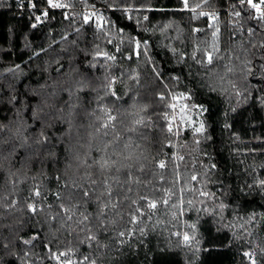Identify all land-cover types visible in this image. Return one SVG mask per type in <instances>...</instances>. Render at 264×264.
<instances>
[{
  "label": "trees",
  "instance_id": "obj_1",
  "mask_svg": "<svg viewBox=\"0 0 264 264\" xmlns=\"http://www.w3.org/2000/svg\"><path fill=\"white\" fill-rule=\"evenodd\" d=\"M32 2L36 8L29 6V0H22L23 6L21 0H0V124L5 126L0 138L11 140V144H4L3 155L7 156L13 145L18 147L24 136L32 144L20 150V155L28 152L30 160L10 157L0 161V225L4 226L0 228V244H8L7 249L0 247L3 264H57L48 258L44 244L56 252L74 249V262L88 255L96 264H251L243 253L252 251L256 264H264V188L258 185L264 179V49L251 46L264 41V22L252 19L258 13L237 0H210L203 6V11L219 13L218 21L198 16L201 9L196 13L178 10L183 8L181 0H61L69 5L62 9H48L46 0ZM200 2L189 0V6ZM93 5L104 10L107 22L102 32L94 23L85 25L80 14L81 8ZM126 8L173 11L125 13L122 10ZM43 10H48L49 16L37 22L35 16ZM236 11L241 16H235ZM65 14L69 19L64 18ZM129 15L132 19L127 18ZM144 16L149 19L145 21ZM209 23L219 28L218 45L224 56L211 67L190 58L197 45L204 47L202 40L211 41L214 29L208 27ZM253 26L258 31L249 36L247 30ZM194 28L204 31L193 33ZM134 39L147 41L141 44L144 51L139 57L132 54ZM97 45L116 59L94 60ZM130 55L132 59L127 58ZM247 60L252 61V73L246 76ZM89 61L96 66L87 67ZM225 64L233 71L227 72ZM153 66L164 74L173 91L195 93L193 100L208 109L201 117L206 131L198 137L199 145L194 143L190 130L182 134L180 150L184 159L176 163L170 159L173 147H163L167 133L159 127L142 129L148 139L142 141L135 155L143 152L139 162L149 174L125 193L129 198L126 203L144 194L154 199L162 197L163 191L153 194L155 187L171 188L170 204L158 205L151 219L144 218L138 225L127 223L128 207L110 210L107 232L94 229L99 246L94 243L88 247L80 243L85 234L75 220L63 228L59 220L50 226L45 223L49 213L60 211L52 194L56 191L53 177L61 175L64 180L81 182L84 170H77L76 157L83 158L86 153L95 157L103 142L114 139L117 132L122 137L127 135L119 125L115 132L107 130V137L103 129L96 131L100 121L89 116L86 109H97L96 114L104 118L98 110L99 97H104L100 104H108L114 115L119 111L118 120L125 124L137 118L136 114L158 111L155 94L161 86ZM137 75L139 82L132 79ZM171 76L181 79L170 81ZM82 79L87 80V87L78 93L77 100V94L69 96L67 90L78 87ZM110 80L116 81L112 87L121 100L105 96L104 86ZM72 104L77 106L71 108ZM144 105H148L147 112H141ZM33 112H38L39 121L33 120ZM152 119L155 121V116ZM45 123L44 131L52 139L48 146L41 147L33 140ZM21 126V134L16 136ZM161 159L166 160L164 169L157 167ZM213 164L215 168H211ZM176 165L181 179L174 185ZM194 174L196 181L191 180ZM120 180H124L123 175ZM144 184H148L147 189ZM34 186H41L47 195V201L38 204L44 211L35 216L26 209V203L32 202L26 198ZM112 187L123 190L114 181ZM200 191L214 195L201 196ZM10 201L16 202L15 208L7 207ZM172 203L177 206L172 207ZM48 204L53 207L49 209ZM89 211L94 212L95 205ZM253 213L255 219H250ZM140 227L146 235L142 237L136 231L131 238H123L125 243L118 242L117 232ZM35 232L40 239L34 246L18 243V237L27 239ZM183 233L195 235L201 250H195V241L191 247L185 246Z\"/></svg>",
  "mask_w": 264,
  "mask_h": 264
},
{
  "label": "snow or ice",
  "instance_id": "obj_2",
  "mask_svg": "<svg viewBox=\"0 0 264 264\" xmlns=\"http://www.w3.org/2000/svg\"><path fill=\"white\" fill-rule=\"evenodd\" d=\"M183 4L182 9L178 10H188L193 13H196L197 9H201L198 12V16L207 17L209 21H218L219 16L215 11L207 12L203 11V6L210 3V0H201L200 3H196L194 7L189 6V0H181ZM237 2L241 6H247L250 9H254L258 15H253L252 19L264 22V0H237ZM48 9H62L67 8L69 5L61 2V0H46ZM21 6L22 0H21ZM29 6L32 8H36V3H33L32 0H29ZM95 7L94 5L92 6ZM231 7L235 9L236 5L232 4ZM125 13L130 11H173V9L167 8H137V9H123ZM42 16L48 17L49 11L44 10L41 13ZM41 15L35 16V20L37 22L41 21ZM234 15L239 17L241 16V12L236 11ZM93 17L95 19L93 20ZM65 19H69V16L65 14ZM128 19H132V16H127ZM143 19L147 21L149 19L148 16H144ZM106 18L98 13L92 12L88 15H84L83 23L85 25L94 23L95 27L98 31L104 30V25L106 23ZM33 28L36 27V24L32 25ZM209 28H213V32L211 34V41L205 39L202 40L201 43L204 47H200L197 45L193 54L191 55V59L199 64L206 65L211 67L217 61H222L224 56L221 53V49L218 45V33L219 28L215 26L213 23H209ZM79 31V29H77ZM122 31V30H121ZM193 33H200L204 31L201 28H194ZM258 29L256 27H249L247 32L249 36H253L256 34ZM235 35V34H234ZM62 39H66V37H62ZM75 43V41H73ZM111 43V41H109ZM134 47L132 48V54L136 57H139L143 54L144 49L141 48V44H147V41L141 40H133ZM251 43V42H250ZM252 47H256L258 49H264V41L259 42V44L252 43ZM116 51H120V48L117 47ZM173 51H175L173 49ZM197 53L199 55H197ZM99 57H103L106 60H115L116 57L107 53L102 52L99 48V45L96 46V53L93 59H97ZM128 59H132L130 55L127 57ZM239 59V57H237ZM262 59H264V54H262ZM96 64L89 61L87 67L92 68L95 67ZM17 68L19 65L16 66ZM227 69V72H232L233 68L228 67V65H224ZM264 67V64L261 65ZM245 69L246 76L252 73V61H245ZM12 71V69H9ZM59 71V69H58ZM156 80L160 84V91L157 92L156 102L158 105V111H154L148 115H137V118L132 119L128 124H125L124 120H118V115H120L117 110V114H113V108H110L108 104H100V101L104 100V97H99L97 100L98 110L103 113V117L98 116L97 109H93L86 112L89 116H95L99 122L96 127V131L100 132L102 129L104 130L103 135L107 137L109 132L107 130L111 129L112 131H116L117 126L119 125L124 129V132L127 133L125 137H122L118 132L115 135L114 139L111 141H104L103 147L97 149V155L95 157L91 156L90 153H86L83 158L76 157L77 160V170H84L83 176L79 178L81 182H78L77 179L72 180H64L61 175H55L53 179L56 182V191L53 194L54 199L58 202L57 207L60 211H58L55 215L49 213L48 219L45 223H48L49 226L51 223L60 221V227L63 228L66 225H70L73 220L77 223L80 231L85 234V238L80 241L82 244H87L88 247H92L95 243L98 245V233L94 231L97 227L101 233H106L108 230V215L110 210H115L120 207H128L129 208V220L127 223L138 225L142 222V219H151V216L154 214V211L157 209L158 205L163 204L165 206L170 204L171 196L173 195L171 188H155L154 191H163L164 195L158 199H154L147 194L141 195L139 200H131L130 204L126 203L128 201V197L125 194L126 192L132 191V185H140L142 183V177L147 176L149 172L146 170L144 164L140 163V156L143 155L141 151L140 156L135 155V151L141 148V143L144 140L148 139V133L142 131V129L159 127L161 131L167 133V143L163 144V147H173L172 145V137L179 138L185 131L190 130L194 137V143L196 145L200 144L199 136H202L206 131V126L204 121L201 119L203 114L208 111L207 108L204 107L203 104L196 103L193 100V93L190 90L187 91H173L169 84L164 80V74L159 71L155 66L152 69ZM132 79L139 82V76H134ZM180 76H171L169 77L170 81H180ZM116 83L115 80H110L107 85L104 87L107 89L105 91V96L113 97L116 101L121 100L122 97L117 95L116 91L112 87ZM87 87V80L82 79L78 81V87L75 89H68L69 96L75 92L77 94V100L80 99L78 93L84 91ZM235 87V84H233ZM239 94V93H237ZM56 95V93H53ZM15 101V97L12 98ZM112 101H110L111 103ZM68 103V102H64ZM77 105H70L71 108H75ZM136 103L133 101L132 107H135ZM148 105H144L141 108V112H147ZM59 111L63 112V108ZM128 115H132L128 113ZM155 116V121H153L152 117ZM33 120L39 121L40 116L38 112H33ZM47 127V124H43L40 130L35 133V139L33 140V144L44 147L48 146L51 141V136H49L44 128ZM21 128H17L15 135L20 136ZM5 130V126L0 124V132ZM5 143L11 144V140H5L0 138V161H7L10 157H16L19 160L28 161L31 159V156L28 152H24L23 155H20V150L25 148H31L32 144L28 143L27 136H24L19 144V146L13 145L9 151L8 155H3V146ZM54 147V145H51ZM159 155V153H158ZM166 155V154H165ZM170 159H175L172 157ZM179 160L183 161L184 157L179 156ZM2 166V165H0ZM166 160L161 159L157 161V167L159 169L166 168ZM71 167V165H69ZM216 165H211V168H215ZM174 175L176 177L174 181V185L178 184L181 179V174L179 172V165L173 169ZM139 173V175H137ZM120 175L124 176V180H120ZM154 175V173H153ZM198 179L197 175H192L191 180L196 181ZM112 181H114L118 187L123 189L122 191H117L112 187ZM164 181V177H160L161 184ZM173 185V186H174ZM258 185L264 188V179L258 181ZM144 187L147 189L148 184H144ZM182 191L184 189H181ZM201 196H212L213 193L200 191ZM26 200H30L32 202L26 203V209L33 216L44 211L42 207H39L38 204H43L47 201V195L43 193L41 190V186H34L30 191ZM67 202V205L66 203ZM142 202V203H141ZM183 204V200L180 201ZM191 205V201L187 202ZM95 205V211L90 212L89 208ZM2 206V205H0ZM172 207H176L175 203L171 204ZM9 209H13L16 207L15 201H10L7 205ZM47 207L51 209L53 207L52 204H48ZM221 208L224 207L223 204L220 205ZM148 210V211H146ZM31 219V217H29ZM250 219H255V213L252 214ZM114 223V221H111ZM4 227L0 225V228ZM190 227H195V225H191ZM139 231L140 235L143 237L146 235L145 229L140 228H127L126 230L119 231L116 235L120 238L119 243H125L123 239L125 236L131 238L135 235V232ZM40 239L39 233L35 232L27 239L23 237H18V243H22L23 245H33L34 242ZM195 241L196 251H200V240L193 236H189L188 233H184L183 235V243L185 246L191 247ZM99 246V245H98ZM0 247L5 249L8 248L7 243L0 244ZM44 247L47 249L48 258L55 260L57 264H96L95 260H90L88 255H84L82 259L78 262H74L71 259V255L74 254V249L68 248L65 251L56 252L53 251L48 244H44ZM205 251L207 249H204ZM23 255H28V253H24ZM243 255L251 261V264H256V260L253 259V254L245 251ZM63 257V259H62ZM4 257L0 256V264H3Z\"/></svg>",
  "mask_w": 264,
  "mask_h": 264
},
{
  "label": "rangeland",
  "instance_id": "obj_3",
  "mask_svg": "<svg viewBox=\"0 0 264 264\" xmlns=\"http://www.w3.org/2000/svg\"><path fill=\"white\" fill-rule=\"evenodd\" d=\"M182 136V135H181ZM181 136L179 138L177 137H173V141H172V145H173V149H172V157H175V162L179 163L181 160L178 159L179 156H183V152L180 150L181 149ZM184 235V233L182 234V236ZM250 253L253 254V259H255L254 253L252 251H248ZM63 259V257H62Z\"/></svg>",
  "mask_w": 264,
  "mask_h": 264
},
{
  "label": "built area",
  "instance_id": "obj_4",
  "mask_svg": "<svg viewBox=\"0 0 264 264\" xmlns=\"http://www.w3.org/2000/svg\"><path fill=\"white\" fill-rule=\"evenodd\" d=\"M92 12H98V13H100V14H102L104 16V10L102 8H100V7H94L93 8L92 6H89V7H83V8L80 9V14L83 15V17H84V15H88V14H90ZM217 14L219 16V13H217ZM41 17L45 18L42 15H41ZM94 19H95V17H93V20Z\"/></svg>",
  "mask_w": 264,
  "mask_h": 264
}]
</instances>
